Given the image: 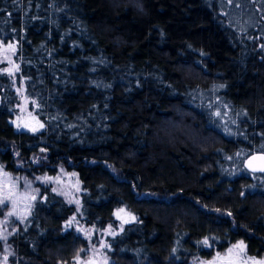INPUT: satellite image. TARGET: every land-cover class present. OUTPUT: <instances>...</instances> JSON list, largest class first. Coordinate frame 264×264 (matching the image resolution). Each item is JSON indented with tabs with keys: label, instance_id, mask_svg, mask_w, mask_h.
<instances>
[{
	"label": "trees",
	"instance_id": "16d2710c",
	"mask_svg": "<svg viewBox=\"0 0 264 264\" xmlns=\"http://www.w3.org/2000/svg\"><path fill=\"white\" fill-rule=\"evenodd\" d=\"M7 43L0 174L20 200L0 193V264L83 255L74 206L32 181L60 169L86 227L123 224L108 264L264 256V173L244 166L264 155V0H0ZM22 100L37 131L17 126Z\"/></svg>",
	"mask_w": 264,
	"mask_h": 264
},
{
	"label": "rangeland",
	"instance_id": "374dc122",
	"mask_svg": "<svg viewBox=\"0 0 264 264\" xmlns=\"http://www.w3.org/2000/svg\"><path fill=\"white\" fill-rule=\"evenodd\" d=\"M9 45L14 46V50L9 48ZM14 53H15V44H0V65L2 66V71L4 74H7L8 76L14 77L15 71H16V64L14 62ZM5 69H8L9 72L4 71ZM28 103L27 100H22L21 104L18 106V115L16 120V123L23 127L25 130H31L33 128L38 127L37 123L35 122L31 111L28 109ZM249 173L253 175H259L263 173H253L251 171H248ZM247 172V173H248ZM45 177H51V180L45 181ZM39 178V179H38ZM33 183H39L43 185H47L50 187L52 192L55 195H58L61 197L67 204L74 206L75 208V214L67 221L68 226H72L77 232H79L84 239L87 242V247L83 251V255L79 258L82 262L93 260L95 261V264H105V261H107V264L109 263V259L107 256V239L114 237L121 229L122 225L119 223V226L117 229L112 228H106L103 231L96 230L92 227H86L81 221H80V184L77 179V177L71 173L64 171L62 169L59 170V172H56L52 176H38L33 178ZM0 193L11 195L12 201H15L16 203L19 202L18 196H13L14 190L12 189V186H10L9 181L0 174ZM25 200V199H24ZM124 216V220H131V216L127 214L125 211L120 213V218ZM115 217L117 219H120L115 214ZM123 218V217H122ZM122 222V223H123ZM5 228H7L5 221L3 222L0 219V238L5 235ZM111 233H114L111 234ZM103 245H107V247H103ZM239 245V244H236ZM234 245V246H236ZM233 257H236V254L239 253L238 260L239 264H254L255 261H264V256L260 259H252L245 256V253H240V249L238 247H233ZM220 256L226 257L228 255V251L219 253ZM217 257V255H216ZM214 258V260L216 259ZM213 261V260H212ZM69 264H77V259ZM201 264H209V262L201 263Z\"/></svg>",
	"mask_w": 264,
	"mask_h": 264
},
{
	"label": "snow or ice",
	"instance_id": "6c2138e0",
	"mask_svg": "<svg viewBox=\"0 0 264 264\" xmlns=\"http://www.w3.org/2000/svg\"><path fill=\"white\" fill-rule=\"evenodd\" d=\"M8 47L14 50V46H13V45H9ZM14 67H16V66H14ZM16 70H17V71L19 70L18 67H16ZM4 71L9 72V74H11L10 71H9L8 69H5ZM17 126L19 127V125H17ZM40 127L42 128L43 125L41 124ZM31 130H32V131H37L38 129L33 128V129H31ZM256 159H259V160H261L262 162H264V156H260V157H252V160H256ZM248 166H249V168H251L253 171H256V170H257L256 168H253V167H252V162H251V160L249 161ZM258 170L261 171V172H264V164H262V166H261ZM5 175H7V174H5ZM38 179H39V178H38ZM44 179H45V181H47V180H51L52 178H51V177H45ZM5 199H7V197H5ZM32 199L34 200V199H35V196H33ZM3 203H4V200H0V204H3ZM121 212H124V209H119V210H117L116 215H117L118 218H120V213H121ZM12 214H13V213H9V215H12ZM133 219H134V218H133ZM125 222H127V221H125ZM111 234L114 235V233H111ZM202 243H203L205 246H209V241H208L207 238H205V240L202 241ZM102 246H103V247H107V245H103V244H102ZM234 247H238V248L240 249V253H243V252H244V245H243V242H240L239 245H236V246H234ZM81 251H84V250L82 249ZM238 256H239V253L236 254V257H233V249H229V250H228V255H227L226 257H222V256H220V254L218 253L216 259L213 260V261H211V262H209V264H239ZM5 259H7V258H5ZM77 264H95V261H93V260H88V261H84V262H82V261L79 259V256H78V257H77ZM105 264H107V261H105ZM254 264H264V261H255Z\"/></svg>",
	"mask_w": 264,
	"mask_h": 264
},
{
	"label": "water",
	"instance_id": "95a60500",
	"mask_svg": "<svg viewBox=\"0 0 264 264\" xmlns=\"http://www.w3.org/2000/svg\"><path fill=\"white\" fill-rule=\"evenodd\" d=\"M260 156H264L263 154H254V155H251L249 156L245 162H244V166L245 168L248 170V171H251L253 173H264V172H261L259 171L258 169L262 166V164H264V162H262L261 160L259 159H256V160H252V157H260ZM251 160L252 162V167L253 168H256L257 170L256 171H253L251 168H249L248 164H249V161Z\"/></svg>",
	"mask_w": 264,
	"mask_h": 264
}]
</instances>
